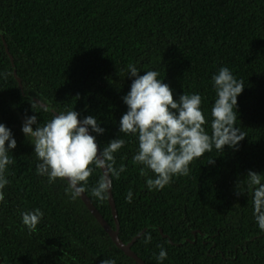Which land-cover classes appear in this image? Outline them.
Returning a JSON list of instances; mask_svg holds the SVG:
<instances>
[{
	"label": "trees",
	"instance_id": "trees-1",
	"mask_svg": "<svg viewBox=\"0 0 264 264\" xmlns=\"http://www.w3.org/2000/svg\"><path fill=\"white\" fill-rule=\"evenodd\" d=\"M129 64L141 76L157 71L177 101L184 93L201 95L209 135L217 98L212 77L228 67L244 82L236 125L245 139L236 149L213 145L190 163L189 175L149 190L146 181L155 174L145 169L141 176L144 166L132 162L138 138L120 132L128 111L123 97L134 79ZM69 110L80 120L97 119L105 131H90L100 150L114 139L126 141L114 153V167L126 171L112 178L110 190L119 238L145 264H264V232L246 184L249 171L264 175V0H0V124L17 144L0 203L3 263L137 264L79 196L72 198L66 179L49 183L37 174L40 161L22 132L25 118L35 115L43 125ZM93 169L84 194L115 229L108 199L92 195L103 176ZM35 209L44 215L30 233L21 213Z\"/></svg>",
	"mask_w": 264,
	"mask_h": 264
},
{
	"label": "clouds",
	"instance_id": "clouds-1",
	"mask_svg": "<svg viewBox=\"0 0 264 264\" xmlns=\"http://www.w3.org/2000/svg\"><path fill=\"white\" fill-rule=\"evenodd\" d=\"M128 69L134 79L129 93L123 97L128 111L120 120V132L137 136L139 150L132 162L144 166L140 169L141 176H147L145 169L155 174V178L146 181L149 190H162L172 182L173 176L189 175L190 163L211 152L213 145L216 150H223L225 146L236 149L245 139V133L236 125L237 97L244 90V82L238 81L228 67H221L212 77L217 98L211 109V135L205 128L207 120L201 108V95L184 93L177 101L170 86L158 79L157 71H147L141 76L134 65L129 64ZM78 115L74 110L60 112L43 125L37 124L35 115L26 117L22 132L31 138L34 153L40 161L36 167L37 174L46 175L49 183L66 179L73 199L86 191L85 185L93 173V166L106 169L91 189L92 195L103 201L108 199L112 178L119 179L120 174L126 171L123 164L119 168L114 167V153L124 147L126 141L114 139L100 150L89 129L97 134H103L105 130L96 118L88 116L80 120ZM33 125H37L35 130ZM16 146L11 130L0 124V203L5 200L3 189L10 183L5 177L6 166L14 163L9 152ZM208 163H214V159L210 158ZM262 180L264 175L254 171L247 173L246 184L252 197L253 215L264 232ZM132 197L130 189L126 202L130 203ZM43 215L40 209L22 212L23 225L30 233L34 232ZM150 241L151 235L146 234L144 242ZM166 256L167 252L161 247L157 259L163 261ZM100 264H116V259H103Z\"/></svg>",
	"mask_w": 264,
	"mask_h": 264
},
{
	"label": "water",
	"instance_id": "water-1",
	"mask_svg": "<svg viewBox=\"0 0 264 264\" xmlns=\"http://www.w3.org/2000/svg\"><path fill=\"white\" fill-rule=\"evenodd\" d=\"M5 45V51L8 52L6 43L4 42ZM11 59V57H10ZM12 61V60H11ZM13 63V62H12ZM13 74L15 79L18 81L19 86L21 87L19 77L16 74L15 67L13 65ZM37 101V100H36ZM57 114L54 112V115ZM79 119V117H78ZM89 133L91 134V131L89 129ZM102 174L104 175L106 172V169H101ZM67 181V180H66ZM79 198L83 201L89 212L93 215L95 220L102 226V228L106 231L112 242L115 244L117 248H119L126 256L134 259V261L137 264H145L135 253L131 251L130 245L129 244H124L121 239L119 238V224H118V217H117V211L115 209V203L113 200V197L111 196V190H109L108 194V203L111 208V213L112 217L115 223V229H113L107 221L104 220V218L101 216V214L95 209L91 201L86 197V195L83 193L82 195L79 196ZM0 264H4L1 257H0Z\"/></svg>",
	"mask_w": 264,
	"mask_h": 264
}]
</instances>
